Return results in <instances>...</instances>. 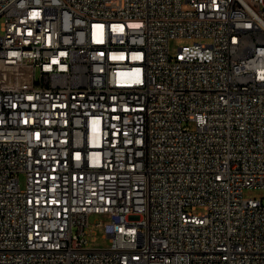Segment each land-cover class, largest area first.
<instances>
[{
    "label": "built area",
    "instance_id": "built-area-1",
    "mask_svg": "<svg viewBox=\"0 0 264 264\" xmlns=\"http://www.w3.org/2000/svg\"><path fill=\"white\" fill-rule=\"evenodd\" d=\"M0 64V264H264V0H0Z\"/></svg>",
    "mask_w": 264,
    "mask_h": 264
},
{
    "label": "rangeland",
    "instance_id": "rangeland-1",
    "mask_svg": "<svg viewBox=\"0 0 264 264\" xmlns=\"http://www.w3.org/2000/svg\"><path fill=\"white\" fill-rule=\"evenodd\" d=\"M192 42H193L192 39L173 38L170 40V43H169L170 50L174 51L175 49H177V47L184 45V44L192 43ZM20 185L22 188H24V186H25V178L23 175L20 176ZM243 197L262 200V199H264V188H259V187L246 188L243 191ZM96 218L101 219L103 222L108 220V218L106 216H101V215H92L90 217V223L92 224L91 227L94 231V232H92V236H90V237L91 238L95 237V239L90 240L89 245L91 247L106 248L109 246V240H108V238H104V231H103L102 227L94 225V220Z\"/></svg>",
    "mask_w": 264,
    "mask_h": 264
},
{
    "label": "bare ground",
    "instance_id": "bare-ground-1",
    "mask_svg": "<svg viewBox=\"0 0 264 264\" xmlns=\"http://www.w3.org/2000/svg\"><path fill=\"white\" fill-rule=\"evenodd\" d=\"M0 71H6V64H0Z\"/></svg>",
    "mask_w": 264,
    "mask_h": 264
}]
</instances>
